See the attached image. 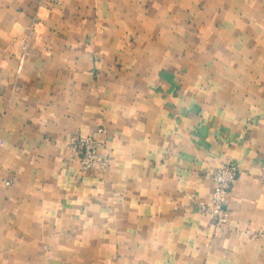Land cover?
Wrapping results in <instances>:
<instances>
[{"label": "crops", "instance_id": "1", "mask_svg": "<svg viewBox=\"0 0 264 264\" xmlns=\"http://www.w3.org/2000/svg\"><path fill=\"white\" fill-rule=\"evenodd\" d=\"M0 264H264V0H0Z\"/></svg>", "mask_w": 264, "mask_h": 264}, {"label": "built area", "instance_id": "2", "mask_svg": "<svg viewBox=\"0 0 264 264\" xmlns=\"http://www.w3.org/2000/svg\"><path fill=\"white\" fill-rule=\"evenodd\" d=\"M105 132L104 127L98 129V134ZM69 152L72 158L78 159L82 171L107 170L111 164L106 142L97 135L78 134L72 136L69 140ZM238 176L239 168L232 162L218 168L213 173L214 189L211 200L200 203V210L209 214L218 230L223 229L229 219L228 196Z\"/></svg>", "mask_w": 264, "mask_h": 264}]
</instances>
